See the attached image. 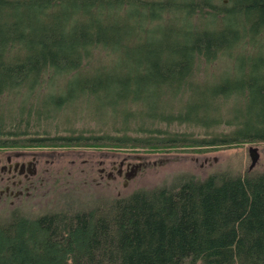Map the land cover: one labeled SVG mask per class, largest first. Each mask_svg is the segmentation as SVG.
<instances>
[{"label":"trees","instance_id":"1","mask_svg":"<svg viewBox=\"0 0 264 264\" xmlns=\"http://www.w3.org/2000/svg\"><path fill=\"white\" fill-rule=\"evenodd\" d=\"M213 63L227 65L209 86L200 75ZM60 79L36 114L85 96L96 116L111 114L114 132L150 138L0 146L201 153L264 142V0H0V98L29 103ZM173 125L210 140L169 133ZM224 125L233 129L213 130ZM102 205L0 219V264H264V173L193 177Z\"/></svg>","mask_w":264,"mask_h":264},{"label":"rangeland","instance_id":"2","mask_svg":"<svg viewBox=\"0 0 264 264\" xmlns=\"http://www.w3.org/2000/svg\"><path fill=\"white\" fill-rule=\"evenodd\" d=\"M247 46L251 47L250 44ZM101 61L103 60L101 59ZM209 65L208 70L201 73L200 79L210 86L222 79V71L227 64L223 63L220 67L216 63ZM62 81L60 79L54 83L42 84L41 88L34 91L36 96L31 98L29 103L27 94L23 98L8 93L3 95L0 98V113L2 112L6 120L0 124V143L9 141L17 143L21 140L30 142L32 139H56L57 137L98 138L109 136L113 140L116 137L150 138L149 135L138 134L135 131L114 132L113 125L109 121L112 119L111 114L108 111H103L101 117L96 116L92 108L89 110L90 105L85 96L58 106V110H53L55 112L50 113L49 117L44 114H36V108L39 106L43 109L45 103L49 105L54 102L58 95L55 92L61 90L60 82ZM91 99L95 101L96 106L100 107L103 103L102 98ZM24 108L25 110H23ZM31 108L33 109L31 110ZM21 115L24 116V119H20ZM166 128L168 127L165 126L163 129ZM232 129L233 127L224 125L213 130L229 133ZM168 130L169 133L174 134L194 133L193 140L196 139V141L210 140V137L201 130H193L186 126L173 125ZM152 136H158L160 139L164 137V135L156 134H152ZM187 138L192 140L190 136ZM105 142L109 143L105 140L102 141V144ZM76 143L81 145L82 142ZM107 145L93 148L78 147L77 145L76 147L72 144L68 147L57 146V148L27 146L32 150L46 152L40 161L43 173L46 172L45 179L36 195L30 197L23 205L0 206V219L7 221L16 212H23L26 216L36 218L48 215V213L91 211L97 204L107 206L119 198L130 197L132 193L143 189L153 190L166 186L172 188L193 177L202 180L211 176L237 177L238 175L264 173L263 141L201 153L149 152V149L130 148L127 150ZM250 147L257 148L260 155V159L253 169H250ZM124 158L128 162H143L146 166L138 170L136 175L130 179L118 176L110 180L107 175L101 178L100 169L104 168L108 171L113 161L118 165Z\"/></svg>","mask_w":264,"mask_h":264},{"label":"flooded vegetation","instance_id":"3","mask_svg":"<svg viewBox=\"0 0 264 264\" xmlns=\"http://www.w3.org/2000/svg\"><path fill=\"white\" fill-rule=\"evenodd\" d=\"M45 153L30 147L0 146V206L23 205L36 195L46 176L40 164ZM145 166L143 162H128L124 158L118 165L113 161L108 171L102 168L99 173L101 178L107 175L110 180L118 176L130 179Z\"/></svg>","mask_w":264,"mask_h":264},{"label":"water","instance_id":"4","mask_svg":"<svg viewBox=\"0 0 264 264\" xmlns=\"http://www.w3.org/2000/svg\"><path fill=\"white\" fill-rule=\"evenodd\" d=\"M249 155L251 158L250 169H253L254 166L258 163V161L260 159V155L258 154V149L255 147H250L249 148Z\"/></svg>","mask_w":264,"mask_h":264}]
</instances>
